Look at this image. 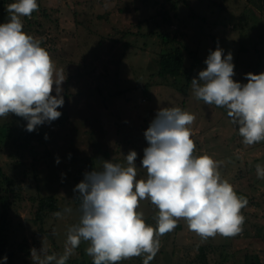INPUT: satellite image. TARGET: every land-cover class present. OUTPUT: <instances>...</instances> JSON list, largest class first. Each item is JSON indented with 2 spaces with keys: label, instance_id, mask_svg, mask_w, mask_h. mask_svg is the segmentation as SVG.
<instances>
[{
  "label": "rangeland",
  "instance_id": "rangeland-1",
  "mask_svg": "<svg viewBox=\"0 0 264 264\" xmlns=\"http://www.w3.org/2000/svg\"><path fill=\"white\" fill-rule=\"evenodd\" d=\"M175 1V25L155 26L166 17L160 12ZM14 2L0 0V24L8 22L7 7ZM37 2L39 10L21 18L23 31L40 41L57 71L63 70L64 106L57 109L59 119L31 133L24 119L0 117V170L12 183L7 193L6 184H0V197L10 204L7 247L14 255L9 264H37L31 250L42 247L48 255L63 254L68 229L81 215L73 189L85 173L102 170L104 161L126 167L125 157L134 150L137 179H146L141 160L149 145L144 133L160 108L174 107L196 117L189 126L194 155L222 162L221 179L246 197L248 205L241 210L242 232L231 238L202 240L180 220L174 231L159 237L160 248L150 264H199L200 250L207 264H244L254 255L264 264V179L256 173L257 164L264 167V141L244 145L227 110L197 100L191 88V80L206 69L204 61L217 48L224 57L231 52L234 81L246 84V74L264 73V0H185V7L180 0ZM187 13L194 18L185 21ZM153 26L161 34L168 32L173 45L184 50L177 79L156 75L163 51L149 32ZM47 196L55 199L58 211H72L61 218L39 214L38 201ZM138 211L147 225L156 226L158 209L149 200L141 201ZM88 246L82 241L66 264L92 262ZM143 259L118 264H143Z\"/></svg>",
  "mask_w": 264,
  "mask_h": 264
},
{
  "label": "clouds",
  "instance_id": "clouds-1",
  "mask_svg": "<svg viewBox=\"0 0 264 264\" xmlns=\"http://www.w3.org/2000/svg\"><path fill=\"white\" fill-rule=\"evenodd\" d=\"M38 10L37 0H17L7 7L8 22L0 24V117L24 119L29 133L59 119L57 109L64 106L63 70L57 71L40 41L23 31L21 18H31ZM232 61L231 52L224 57L220 48L210 51L206 69L191 80V88L197 100L226 109L242 143L253 146L264 141V73H248V82L241 84L233 79ZM195 119L179 107L157 111L144 133L149 145L141 160L146 179H137L134 150L125 157L126 167L104 161L102 170L85 173L73 189L80 220L69 227L63 254L48 255L42 247L31 250L33 260L66 264L84 241L92 264H118L142 255L143 264H150L159 251V237L174 231L180 220L202 240L240 234L245 222L241 210L248 200L221 179L222 162L194 155L189 126ZM55 162L60 163L59 157ZM256 173L264 179V167L257 164ZM143 200L158 209L155 227L138 211ZM71 211L65 208L53 215L61 218ZM0 264H7L6 256Z\"/></svg>",
  "mask_w": 264,
  "mask_h": 264
},
{
  "label": "trees",
  "instance_id": "trees-1",
  "mask_svg": "<svg viewBox=\"0 0 264 264\" xmlns=\"http://www.w3.org/2000/svg\"><path fill=\"white\" fill-rule=\"evenodd\" d=\"M10 2L12 0H9ZM182 1V5H186L185 0H180ZM178 1H175V3H173L169 9H167L165 12H160V13H165L166 17H164L163 19H160L162 22H159V20H157V23H155V26L157 25L159 28H164V26L169 27L171 25V23H173L174 20L178 19V5H177ZM252 2V1H251ZM4 3V2H3ZM33 15V13H32ZM168 18L169 21L166 22L165 19ZM194 18V15H191L190 13L186 14L185 17V21L187 20H191ZM153 19V18H152ZM154 19H158V17H155ZM186 23V22H184ZM174 24V23H173ZM175 25V24H174ZM154 31H149V32H153L154 36H156V41H158V46L161 49V54L159 56V60L157 63V76L159 78H169V79H177L181 74H182V67H183V56H184V50L182 48H180L179 46H175L173 45V43H175L173 40L171 39V37L168 36V32L161 34L160 32H158L155 27L153 26ZM177 29V28H176ZM174 30L175 31V35H177V31L178 30ZM173 31V32H174ZM138 34V33H137ZM146 39H148V37H145ZM167 45H170L169 49L167 48ZM173 45V46H172ZM161 46V47H160ZM32 137V136H31ZM6 184V188L4 189V191L6 192H10L12 189H10L11 186V180L7 177H4V175L1 173L0 170V184ZM6 192V193H7ZM76 201V209L79 210V204L80 201L75 199ZM9 206L10 204L7 202V198L5 196L0 197V261L3 260V257H7V264H9L11 258L14 255V251H10L7 247V233H6V228H7V223H8V218H9ZM38 211L39 214L42 213H55L58 211L56 203H55V199L51 196H47V197H43L38 201ZM256 229V228H255ZM257 231H259V229H257ZM260 234V232H259ZM258 234V235H259ZM262 237L261 239L264 238V236L262 235V233L260 234ZM259 237V236H257ZM264 240V239H263ZM198 257V263L199 264H207V259H206V255L204 250H200ZM89 264H92V262H90ZM244 264H260L259 259L257 256H253L250 259H247Z\"/></svg>",
  "mask_w": 264,
  "mask_h": 264
}]
</instances>
